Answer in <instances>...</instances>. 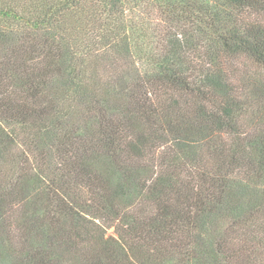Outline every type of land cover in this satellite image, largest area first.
<instances>
[{
    "label": "trees",
    "instance_id": "obj_1",
    "mask_svg": "<svg viewBox=\"0 0 264 264\" xmlns=\"http://www.w3.org/2000/svg\"><path fill=\"white\" fill-rule=\"evenodd\" d=\"M0 264H264V0H0Z\"/></svg>",
    "mask_w": 264,
    "mask_h": 264
}]
</instances>
